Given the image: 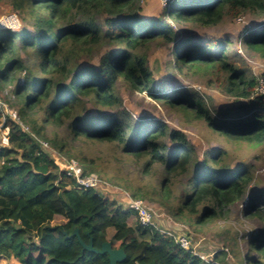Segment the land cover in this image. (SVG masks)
<instances>
[{
    "label": "trees",
    "instance_id": "16d2710c",
    "mask_svg": "<svg viewBox=\"0 0 264 264\" xmlns=\"http://www.w3.org/2000/svg\"><path fill=\"white\" fill-rule=\"evenodd\" d=\"M7 1L23 25L19 30L0 29V89L8 88L16 104L23 102L24 115L17 111V118L0 106V255L14 256L21 264H110L109 254L83 247L73 235L78 229L81 239L86 244L92 241L98 250L106 241L122 248L123 264H264V186L250 187L254 174L248 167L231 168L218 149L198 157L186 133L159 118L141 115L133 120L126 109L108 113L122 103L116 92L122 83L133 91H148L188 118L203 120L227 139L264 145V96L253 99L260 80L237 67L226 42L178 39L168 21L141 16L138 0ZM246 10L264 16V0H172L164 17L210 28L226 17L239 18ZM175 40L179 72L203 77L224 73L225 94L240 103L214 106L212 112L219 117L209 109L213 101L201 94L179 93L176 88L158 92L152 69L139 50ZM244 40L264 59V25L249 29ZM103 50L95 65V56ZM47 125L66 128L71 141L105 142L143 159V174L163 166L160 183L149 192L133 189L132 198L164 206L176 200L171 205L177 226L168 227L193 242L188 226L197 234L246 200L240 214L253 220L247 253L239 250L242 236L224 227L222 245L211 260L206 259L183 248L159 226H143L135 209L98 188L80 187L68 174L67 164L64 168L59 162L62 156L77 160L83 175L98 171L91 159L68 149V140L57 131L50 138ZM181 175L188 176L186 182L174 188ZM58 216L63 221L54 223ZM153 220L157 223L154 215Z\"/></svg>",
    "mask_w": 264,
    "mask_h": 264
},
{
    "label": "rangeland",
    "instance_id": "374dc122",
    "mask_svg": "<svg viewBox=\"0 0 264 264\" xmlns=\"http://www.w3.org/2000/svg\"><path fill=\"white\" fill-rule=\"evenodd\" d=\"M171 2L172 0H138L137 6L141 16L149 18L160 17L168 21L174 27L178 39L191 36L192 39L203 38L205 41L207 39H215L216 42H226L229 47L230 58L236 63L237 67L246 71L249 75L257 77L259 80L261 79V75L264 73V59L246 46L244 37L249 29L259 30L263 27L264 16L256 15L246 10L241 14L240 18L226 17L223 22L216 26L210 28L201 27L192 23L178 22L174 18L164 17L166 7ZM11 11L12 9L8 1L0 0V16ZM177 41L167 43L164 41L153 42L148 47L139 50L145 56L152 69L155 79V89L161 93L169 92L176 88L180 89L179 93L183 92L189 95L201 94L207 100L210 101L211 99L213 101V104L209 105L211 112L214 106L215 108H229L238 105L240 103L239 100L228 96L224 92L223 82L226 79L224 73L203 77L193 74L184 75L179 72L173 55V48ZM213 51H217V48ZM104 52L105 50L95 56V65H98L99 59ZM0 92L7 101L5 111L8 114H12L18 118L17 111H19L21 115H24L22 101L16 104L10 94L7 93L6 87H2ZM116 92L121 96L122 103L110 109L108 113L126 109L133 120L139 119L141 115L153 116L164 120L170 128L180 129L186 133L198 157L203 158L204 153L211 149L221 150L225 153V161L231 168L246 166L252 171L254 180L251 183V188L264 186V145H249L241 141L227 139L223 135L214 133L203 120L188 118L182 111L156 99L148 91H133L122 83H118ZM261 96L262 94L258 89L253 99ZM88 111L94 114V110L90 105H88ZM214 114L219 117L221 116L218 112ZM229 115L234 116L236 113L231 112ZM229 115H225L224 117H228ZM34 117L40 118L41 120L40 113H35ZM26 128L29 130L28 126ZM55 131H57V135L60 138L68 140V149L70 148L73 153L78 156L82 154V156L84 155L89 160L91 159V165L95 169L94 171L97 170V173L107 182L97 187L99 191L117 200L126 206V208H130L128 205V197H132L133 189L138 188L144 192H149L153 186H157L160 183L162 173L164 172L163 166H158L151 174H143L142 168L144 160L135 159L124 154L121 148H116L109 143L89 139L71 141L66 128H56L52 125H47L45 128V133L50 138ZM165 141L168 143V138H165ZM2 142L7 143V139L3 137ZM50 151L52 154L54 153L53 155H58L53 147H50ZM61 158L59 162L64 168V162L67 163L72 160L78 163L77 160H68L65 156ZM187 177L186 175L179 176L174 188L179 189L182 183L186 182ZM145 200L148 209L156 217L157 224L161 229L170 231L172 228L168 227L169 224L177 226L172 220L173 205H171H175L176 200L168 203L166 206L157 201L150 202L146 198ZM245 205L246 200L234 206L226 217L219 218L210 223L197 234L193 232L192 226H188L190 228V234L194 239L193 242L190 237L192 242L191 251L211 260L213 253L222 245L223 236H221V233L224 227H229L234 231L236 230L240 237L242 236L239 241V250L241 253L246 254L249 247L247 239H251L250 233L253 220L247 219L246 217L243 218L240 214V210ZM62 221L63 218L58 216L54 223H61ZM178 232L183 231L178 230ZM178 235L183 234L180 233ZM251 254L255 256L256 252L251 251ZM0 264L21 263L14 256L5 258L0 255Z\"/></svg>",
    "mask_w": 264,
    "mask_h": 264
},
{
    "label": "built area",
    "instance_id": "2783aa9c",
    "mask_svg": "<svg viewBox=\"0 0 264 264\" xmlns=\"http://www.w3.org/2000/svg\"><path fill=\"white\" fill-rule=\"evenodd\" d=\"M22 25L23 23L21 17L18 15V13L14 11H11L7 14L0 16V29L19 30L21 29ZM259 91L261 92L262 96H264V80L262 78L260 79ZM0 106L4 110L7 108L6 102L4 101V98L1 93H0ZM44 144L48 146L47 143ZM66 164H67L66 169L68 174L76 178L79 186L82 188H90V187L97 188L100 185H104L107 183L106 181L101 179V177L97 173H90L89 175H83V171L80 165L76 162H73L72 160L68 161ZM128 198H129L128 205L130 206V208L138 211L140 223L145 227L151 226L157 228L158 225L156 221L153 220V214L150 211V209H148L146 202L142 199H135L130 196ZM161 231L167 233L170 236L175 237L176 242L180 244L183 248L191 249L192 243H191V239L188 236L176 235L171 231H165V230H161Z\"/></svg>",
    "mask_w": 264,
    "mask_h": 264
},
{
    "label": "water",
    "instance_id": "95a60500",
    "mask_svg": "<svg viewBox=\"0 0 264 264\" xmlns=\"http://www.w3.org/2000/svg\"><path fill=\"white\" fill-rule=\"evenodd\" d=\"M73 235L78 237L85 249L97 252L99 254H109L110 264H123L124 260L126 259V252L122 248H114L110 241L104 242L101 249L98 250L93 247L92 241L89 244H86L81 239L78 229L74 231Z\"/></svg>",
    "mask_w": 264,
    "mask_h": 264
},
{
    "label": "clouds",
    "instance_id": "9594fccd",
    "mask_svg": "<svg viewBox=\"0 0 264 264\" xmlns=\"http://www.w3.org/2000/svg\"><path fill=\"white\" fill-rule=\"evenodd\" d=\"M7 89V91H8V88H6ZM1 93V92H0ZM3 120H5V119H3ZM139 199V198H138ZM143 200V199H142ZM147 204V203H146ZM132 209V208H131ZM158 225V224H157ZM171 231V230H170ZM165 233V232H164Z\"/></svg>",
    "mask_w": 264,
    "mask_h": 264
}]
</instances>
